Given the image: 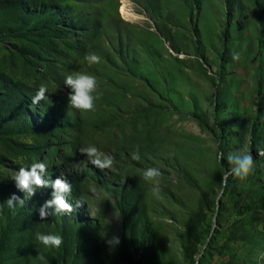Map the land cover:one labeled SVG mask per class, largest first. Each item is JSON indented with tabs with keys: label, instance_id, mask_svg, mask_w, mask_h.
Listing matches in <instances>:
<instances>
[{
	"label": "rangeland",
	"instance_id": "1",
	"mask_svg": "<svg viewBox=\"0 0 264 264\" xmlns=\"http://www.w3.org/2000/svg\"><path fill=\"white\" fill-rule=\"evenodd\" d=\"M76 71L97 77L92 111L68 104ZM41 85L48 98L33 104ZM90 144L111 169L80 153ZM258 150L264 0H0V264H264ZM242 151L254 171L223 185V159ZM34 162L72 184L71 214L40 219L51 188L7 207L25 195L12 177ZM147 167L164 174L159 198L141 178ZM37 232L63 243L45 248Z\"/></svg>",
	"mask_w": 264,
	"mask_h": 264
},
{
	"label": "clouds",
	"instance_id": "2",
	"mask_svg": "<svg viewBox=\"0 0 264 264\" xmlns=\"http://www.w3.org/2000/svg\"><path fill=\"white\" fill-rule=\"evenodd\" d=\"M239 54H233V59H238ZM84 59L90 64H99L102 57L95 53L89 52L85 54ZM65 87L70 91L67 99L68 104L81 112H89L94 110L95 100L97 97L94 93L98 89V80L95 75L76 71L66 76L64 81ZM48 88L41 85L32 98L33 104L39 103L41 100L48 98ZM80 153L88 158V161L101 171L111 169L114 165V158L101 151L95 145H88L80 149ZM219 158L223 159L224 154L220 152ZM258 155L264 156V150H258ZM133 160H140L139 149L131 154ZM230 169L224 173L222 184L226 185L229 176L246 179L254 171V158L251 153L242 151L238 153H229L227 156ZM47 165L43 162H34L30 168L20 167L12 177L19 191L23 192L24 198L12 194L5 203L9 209H15L18 205L25 204V197L31 198L36 194L37 189L51 188V198L44 201L39 207V217L41 220H47L50 216L71 214L75 209L73 204L69 202L68 197L72 193V184L64 177H57L55 180L46 179ZM141 178L144 182L151 185V194L159 198L162 191L161 178L163 172L157 167H147L140 170ZM83 201H77L76 207L82 206ZM35 239L45 248H59L63 243V238L59 234H45L37 232ZM110 248H115L120 243L118 236H113L106 241ZM260 258H264V253L260 254ZM43 259V257H40Z\"/></svg>",
	"mask_w": 264,
	"mask_h": 264
},
{
	"label": "trees",
	"instance_id": "3",
	"mask_svg": "<svg viewBox=\"0 0 264 264\" xmlns=\"http://www.w3.org/2000/svg\"><path fill=\"white\" fill-rule=\"evenodd\" d=\"M198 119V121H199V123L200 124H204V122L203 121H201V119L198 117L197 118ZM252 132H253V135H254V143L255 144H258V140H259V136H258V134H257V132H258V126L257 125H255L253 128H252ZM222 166H223V168H225L226 170H229V167H228V165H229V163L225 160V159H223V161H222ZM204 197L207 199L208 198V196L207 195H204ZM193 224H194V220H191V224H190V231H191V233L193 234ZM190 243H191V246H190V248H192V252L194 253L195 251H196V247H195V245H194V243H193V241H190Z\"/></svg>",
	"mask_w": 264,
	"mask_h": 264
}]
</instances>
